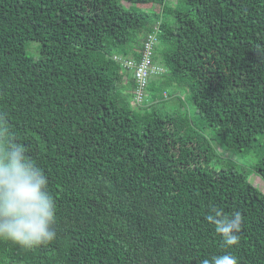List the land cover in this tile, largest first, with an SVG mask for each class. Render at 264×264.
<instances>
[{"label":"trees","instance_id":"16d2710c","mask_svg":"<svg viewBox=\"0 0 264 264\" xmlns=\"http://www.w3.org/2000/svg\"><path fill=\"white\" fill-rule=\"evenodd\" d=\"M149 34L165 71L132 106L116 57ZM0 113L57 205L56 239L0 240V264H200L226 251L210 203L242 215L238 264H264V191L215 148L264 134V0H0Z\"/></svg>","mask_w":264,"mask_h":264},{"label":"clouds","instance_id":"9594fccd","mask_svg":"<svg viewBox=\"0 0 264 264\" xmlns=\"http://www.w3.org/2000/svg\"><path fill=\"white\" fill-rule=\"evenodd\" d=\"M28 151L6 115L0 113V240L33 249L56 239L57 205L45 172ZM204 220L213 227L226 251L200 264H238V258L227 249L239 244L241 213L226 214L210 203Z\"/></svg>","mask_w":264,"mask_h":264},{"label":"built area","instance_id":"2783aa9c","mask_svg":"<svg viewBox=\"0 0 264 264\" xmlns=\"http://www.w3.org/2000/svg\"><path fill=\"white\" fill-rule=\"evenodd\" d=\"M156 42L155 34H149L144 43V48L139 60L131 58L116 57L119 60L122 68L131 73L134 85L132 89L131 105H142L145 96L149 79L165 71V68L152 61V51Z\"/></svg>","mask_w":264,"mask_h":264},{"label":"rangeland","instance_id":"374dc122","mask_svg":"<svg viewBox=\"0 0 264 264\" xmlns=\"http://www.w3.org/2000/svg\"><path fill=\"white\" fill-rule=\"evenodd\" d=\"M169 3H174L176 2V0H168ZM37 45V42L35 41H29L28 42V46H27V51L32 54V50H31V46L32 48L35 47ZM35 54H37V51L35 52ZM131 76V73H128V75L126 76L127 80L129 79V77ZM181 94V93H180ZM182 97L184 98V94H182ZM166 98H168V95H166ZM185 102L187 103V105H189V110L190 108L192 109L191 114H193V106L192 104L189 103V101H187V97L185 99ZM193 120H195L196 125L205 133V134H209L210 133V128L207 126H202V123L199 122V120H197V118L195 116H193ZM264 134H258L257 135V142L255 143V146L251 149L250 152L248 153H235L233 154L231 151L229 152H223V150L221 149L220 146H215L216 150L219 152V154L223 157V158H230L234 161H236L239 165V167H243L245 169V171L250 172L249 173V180L257 187L259 188L261 191H264V179H262L256 172L252 171V169L250 168L251 164L254 162V160H256L258 158V155L262 154V150L264 149V143H262V137Z\"/></svg>","mask_w":264,"mask_h":264}]
</instances>
